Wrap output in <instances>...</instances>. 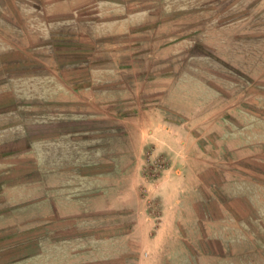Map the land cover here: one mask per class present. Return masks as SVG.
<instances>
[{
  "label": "crops",
  "instance_id": "crops-1",
  "mask_svg": "<svg viewBox=\"0 0 264 264\" xmlns=\"http://www.w3.org/2000/svg\"><path fill=\"white\" fill-rule=\"evenodd\" d=\"M132 5V0H0V231L43 232L27 254L35 264H264V129L253 128L264 124L254 111L264 103V86L233 75L222 78L213 93L189 95L187 109L200 107V97L202 104L214 100L187 116L209 137L188 145L191 153H203L202 170L192 179L199 184L190 186L183 205L179 187L164 192L175 175L157 180L163 192H157L155 222L141 211L134 223L121 226L116 217L129 212L131 202L115 197L119 159L105 168L83 161L85 136L99 135L100 123L107 136L111 130L107 149L111 144V152L131 151L127 131L114 132L118 127L110 128V115L94 109L100 102L121 104L124 119L137 117L132 94L138 103L151 102L152 109L167 106L180 113L179 79L161 65L172 54V36L187 29L159 14L156 1L146 0L135 11ZM85 29L95 46L84 44ZM90 49L111 53V64H85ZM63 53L72 57L57 60ZM199 61L212 67L207 56ZM225 67L221 71H229ZM186 81L205 88L198 80ZM163 117L159 114L153 132L161 131ZM171 132L178 151L183 144ZM177 163L174 159L171 167ZM109 209L111 238L91 234L99 230L94 218ZM126 214L125 219L132 216ZM117 227L124 228L117 233Z\"/></svg>",
  "mask_w": 264,
  "mask_h": 264
},
{
  "label": "rangeland",
  "instance_id": "rangeland-1",
  "mask_svg": "<svg viewBox=\"0 0 264 264\" xmlns=\"http://www.w3.org/2000/svg\"><path fill=\"white\" fill-rule=\"evenodd\" d=\"M152 1L158 2L157 11L159 14L161 12L165 17L177 19L187 29L186 33L181 31L172 36L175 39L173 41L175 43L174 47L170 50L172 54L165 57L161 65V67L167 68L168 76L174 75V77L179 79L180 96L177 102L180 113L176 112L179 116L167 106H164L163 110L159 111L152 109L153 105L151 102L148 104L145 102L144 104L138 103L139 97L134 94H132L135 101L134 109L138 111L135 118H132L136 114L133 113L131 118L126 117L124 119L123 112H118L121 104H111V100L110 104H102L100 102L101 105L94 109L99 110L101 114L110 115V128L111 125L118 127V130L114 132L123 134L124 130L127 131L126 142L131 147V151L123 152V150L115 149V151L111 152V144H109L110 147L107 149V141L111 143V130L108 132L110 135L107 136V130H103L106 125L100 123L101 132L99 135L85 136L86 144L81 154L84 162L98 161L100 166H104V168L112 159H119L117 162L119 167L116 169L118 183L114 185L115 197L130 199L129 201L131 202V208H127L129 212L128 210L122 211L116 217L122 218L124 221H122L123 225L121 226L130 222L134 223L135 212L140 214L141 211L142 213L145 212L153 222L156 221L160 207L157 192H163L161 182H157V180L159 181L166 173H168L169 177L175 175L177 179L173 180V183H170L164 192L172 193V187H179L181 196H183L181 200L183 205L186 204L185 200L188 198L187 191L192 186L198 187L199 183H194L192 179L194 174L198 175V171L201 172L202 170L199 168L198 160H202L203 153H191V151H188V145L194 141H196L197 145L206 143L209 137L204 136L199 122H194L193 120L190 123L187 116L198 111L203 112L205 107H210L214 104V100L202 104V102H205L204 97H200V107L194 105L187 109L188 97L191 93L198 95V97L200 94L198 91L203 92V95L211 91L213 93L215 90L220 89V80L222 78L231 79L233 75L241 76L245 84L264 86V0ZM144 2L143 0H132V11L139 10L140 3ZM193 30L198 33V38L194 40L191 39L189 34ZM84 35V44H93L95 46V43L88 39L90 34L87 29L84 30ZM97 46L99 45L97 44ZM88 47L90 48V46ZM90 51L91 49L84 52L85 64H111V53L104 52L101 49L96 54H92ZM170 51L167 52V49H165L164 54L167 55ZM194 56L196 58L193 59L192 57ZM202 56H207L211 59L212 67L199 61V57ZM71 57V54L64 55L63 53L62 56L56 57V59L66 60ZM221 65H225V68L230 72L221 71ZM189 66L199 69L200 72L189 71ZM204 73L207 75L205 76ZM186 80L191 81V83H193V80H198L202 84L205 83V88L202 89L198 86L199 88L195 89ZM240 81L242 82V80ZM132 88L133 91H138V86L134 82ZM227 92L231 94L232 89H228ZM261 94L263 95L264 93ZM147 95L150 96L149 94ZM111 97L109 98L111 99ZM101 100L102 98L100 97ZM256 110L264 117V103H261V107L254 108V111ZM159 114L164 116L162 119L163 128L160 132H153V126L160 122ZM261 123L253 126V128L262 132L264 124ZM172 128L173 134H179L181 144H183V147L178 151H173ZM142 131L148 132V136H141ZM162 131L163 134L161 133ZM165 133H168V136ZM188 133L192 135V140L190 137L188 138ZM93 138H97V140ZM174 159H178L177 165L179 166L177 168L171 167ZM194 162L197 163L195 168L192 164ZM127 164V167L124 166ZM157 188L159 189L157 190ZM106 211H109L106 215L101 214L94 218L98 222L99 230L91 232V234L105 239L111 238V209ZM130 212L132 216L125 219L123 213ZM129 218L130 221H128ZM123 228L117 227L115 231L117 233L122 232ZM43 234V232L36 231H0V264H14L15 261L21 260V257H23L21 264H35L34 260L27 258V254L35 250V241L38 236ZM165 235L168 234L166 233ZM107 249L104 248V251Z\"/></svg>",
  "mask_w": 264,
  "mask_h": 264
}]
</instances>
